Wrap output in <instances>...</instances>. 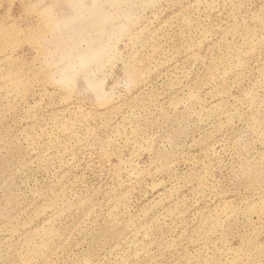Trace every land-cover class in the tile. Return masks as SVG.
I'll return each mask as SVG.
<instances>
[{
  "label": "rangeland",
  "instance_id": "1",
  "mask_svg": "<svg viewBox=\"0 0 264 264\" xmlns=\"http://www.w3.org/2000/svg\"><path fill=\"white\" fill-rule=\"evenodd\" d=\"M0 264H264V0H0Z\"/></svg>",
  "mask_w": 264,
  "mask_h": 264
}]
</instances>
